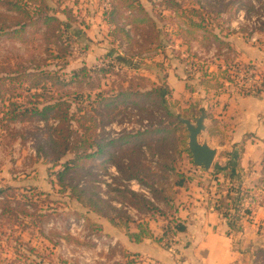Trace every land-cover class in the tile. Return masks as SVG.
<instances>
[{"label": "rangeland", "instance_id": "1", "mask_svg": "<svg viewBox=\"0 0 264 264\" xmlns=\"http://www.w3.org/2000/svg\"><path fill=\"white\" fill-rule=\"evenodd\" d=\"M6 1L11 0H0V75L10 63H22L32 73H55L59 84L38 93L46 100L69 102V114L78 121L92 119L96 141L159 131L147 135L139 148L122 145L109 149L112 162L106 157L81 161L64 180L66 184L97 195L118 225L126 217L145 223L153 213L156 220L149 222L157 236L174 205L191 208V195L203 189L201 179L204 185H212L213 198L221 194L212 177L211 182L201 177L188 182L190 190L178 193L174 205L165 206L162 197L175 196L173 183L179 175L189 177L194 167L179 145L184 140L187 149V131L177 139L169 133L182 112L194 122L199 115H191L203 109L207 129L200 140L206 137L211 145L228 146L231 151L229 145L220 147L230 131L226 107L233 98L246 95L250 87L262 90L260 84L264 85V0H137L152 19L159 40L152 43V36L144 35L149 31L145 26L131 32V44L111 35L113 28L106 22L112 6H125L122 0H45L51 14L68 26L67 36H62L58 46L46 43L44 28L19 29L18 25L29 21L28 9L30 18L36 17L39 0L27 4L15 0L23 13L10 11ZM15 29L18 35L7 34ZM124 30L130 31V27ZM117 57L127 62L121 63ZM101 69L108 73L103 75ZM121 90L132 95L125 99ZM149 91L146 98L136 94ZM7 110L8 102L0 100V112ZM56 125L55 120L33 117L0 127V188H13L12 196L24 201L21 195H27L36 204L26 206L28 216L18 215L25 228L0 216V264H124L123 230L80 205L56 180L55 174L62 170L60 163L54 164L59 150L52 149L48 140ZM73 127L81 134L76 124ZM41 142L46 146L42 150ZM72 157L68 154L61 163ZM220 159L217 156L212 163L210 176ZM131 193L154 201L158 210L135 201ZM253 195L250 198L264 206V190ZM90 223L100 230L90 228ZM252 232L247 230L234 239V252L238 253L234 264H264V230L255 236ZM164 244L174 262L181 264L185 243L181 245L175 237L156 243L162 248ZM136 264L157 263L144 259Z\"/></svg>", "mask_w": 264, "mask_h": 264}, {"label": "trees", "instance_id": "2", "mask_svg": "<svg viewBox=\"0 0 264 264\" xmlns=\"http://www.w3.org/2000/svg\"><path fill=\"white\" fill-rule=\"evenodd\" d=\"M19 1H6L8 9L14 13H23L24 9L20 7ZM31 1L33 2L37 0H25V3H31ZM39 1L40 5H36V17L31 19L28 9L25 15L28 14L27 16H29V21L24 25H18L19 29L24 30L25 27L29 26L32 28H44L42 34L46 43L58 46L60 45L62 36L66 35L68 26L51 14V9L46 5L44 2L45 0ZM122 3L125 5L122 7L123 10L119 7L112 6L110 12L107 13L106 22L113 28L111 35L117 38V40L121 41L120 38H122L123 42L131 44L133 41L132 37L130 36L131 32L135 31V29H140L143 27L145 28V26H147V30L149 31H145V34L143 32L142 33L147 35L149 38L152 36V43L158 41L159 35L157 34V29L155 28L152 19L148 16L143 6H141L137 0H122ZM126 12L129 13L126 14ZM193 25L195 24L193 23ZM126 26L130 27V31L124 30ZM19 33L20 32L16 31L15 29L7 34L18 35ZM119 36L121 37L118 38ZM215 39L217 40L216 37ZM159 46L160 43L158 47ZM117 61H120L121 63L127 62L124 58L119 57H117ZM1 72H3L4 75H0V100L3 102H8V110L5 113L4 111L0 112V114H2V117L0 118V127H6L7 123L18 120L22 121L26 118L33 117L43 121L52 119L57 122V125L51 128V134L48 136V140L52 149L59 150L57 157L54 159V164L59 165L60 163L59 166L62 167V170L55 174L56 180L59 183V186L62 188V191L68 189L71 198H74L78 203H80V205L87 207L90 212L106 219L112 227L122 229L127 239L135 244H139L146 239H152L156 243L162 244L165 238H174L186 231L185 223L175 216L176 209L174 207L171 208L172 214L169 216V220L163 218L165 224L167 225L161 228V233L159 236H154L146 223H143L139 220L134 222L129 217L125 218L123 225H118L114 217L108 215L107 211L109 207L105 204V202L99 199L97 195L87 192L86 190L78 189V187L74 184H66L64 181L66 180L67 176L75 170L77 164L81 161L92 162L93 160L106 157L107 162H112L113 154L109 153V149L120 147L122 145H132L139 148L140 145L145 142L144 138L147 135L153 136L159 131L125 134L121 135L117 139H110L106 143L96 141L93 136L95 128H93L94 123L92 119L88 121L84 120V122L78 121L79 119L77 120L74 114H69V110L71 108V104L69 102L61 98L56 100L49 98V100H46V97H43V93H38V91H42L44 93L49 92L51 88L59 84V79L55 73L49 71H38L39 73H32L30 69L28 70L27 67H24L22 63H16L15 65L10 63L8 65V69H3ZM100 73L106 75L108 72L104 69H101ZM74 76H76L75 72L73 73V77ZM260 86L262 90L255 89V91L252 89L254 88L253 86L250 87V89L245 91L246 95L244 96H256L260 94V92L264 90V85L260 84ZM17 90H19V92L15 93ZM150 93L151 91L146 93L138 92L136 94L139 97L146 98ZM131 95L132 94L127 93V91L121 90V97L128 99ZM163 95L164 94L161 93L159 94V97L162 98ZM40 97L42 98L40 99ZM181 114V116L178 115L175 117V122L172 124L170 129L169 134L174 139L179 138L178 136H180L182 132L185 131L184 126L179 122L180 117L191 121L189 116H186L183 114V112ZM202 114L205 115V111L203 109H199L194 111L191 116L195 118ZM75 124L77 129L80 130L81 134H79V131L74 129L73 126ZM179 145L182 147L181 150L190 157L184 140L181 143L180 139ZM44 147H46L45 142H41L39 145L40 150H42ZM68 154H72V159H67L61 163L62 160L66 159ZM235 160V155L233 154L231 155L228 163L224 166L215 165L214 171L211 173V177L214 181H216V185L218 186V189H220L219 192L221 193L213 199V208L223 219L227 221L230 230L234 233H238L241 227L240 220L244 217L248 218L250 216L249 209H243L241 197L245 196L249 198L250 196L247 193H243L239 186L234 184L237 183L240 178V169ZM190 162L193 164L192 159H190ZM219 176L223 178V182L221 183L218 181ZM129 178H131V176H129ZM178 178L180 179L173 183V187L181 189L187 188L189 182L188 177L179 175ZM12 189L13 188H0V216L3 217L6 215L18 225L22 224V227L25 228L26 223L20 221L18 215L25 217L28 216L26 206L30 204V206L34 207L36 204L35 202H32V200L28 198L27 195H21V198L24 199V201L18 199L14 195L12 196ZM221 189L224 190L221 191ZM35 195L39 194L35 193ZM130 196L135 201L143 202L144 204L150 206L151 209L156 210V204L154 201H146L134 193H131ZM153 199L161 200V198L158 199L157 197H154ZM162 201L166 202L167 205L165 206L170 208L171 202L173 200L171 197H162ZM12 202H14L16 205L15 207H12ZM36 212L37 217L42 218V215L39 213V211ZM240 212L243 216L240 215ZM151 214L148 215L149 219L156 220L154 214ZM89 226L93 230H100L98 225L90 223ZM131 228H133V231ZM163 249L169 250L170 248L164 244ZM261 251L262 250L260 248L258 252ZM122 258L125 260L124 264H136L140 261L142 262L137 254L124 252L122 253Z\"/></svg>", "mask_w": 264, "mask_h": 264}, {"label": "crops", "instance_id": "3", "mask_svg": "<svg viewBox=\"0 0 264 264\" xmlns=\"http://www.w3.org/2000/svg\"><path fill=\"white\" fill-rule=\"evenodd\" d=\"M226 113L230 120V125L228 123L226 125L230 131L227 132L226 141L222 142L224 145L220 143V147L229 145L232 147L231 151H228V146L226 149H222L209 142L208 144L217 149L214 160L217 156H221L216 165L224 166L228 163L231 155H235V162L240 169V178L234 184L239 186L243 193L248 195L252 193L253 195L258 190H264V91L256 96L233 98L229 106L226 107ZM211 168L206 171L194 166L193 171L189 173V182L191 183L194 179L199 181L201 177H203V181L211 182ZM192 173L198 174L200 178H197L196 175L193 177ZM200 181L199 184L203 186V189H200L199 193L191 195L189 202L193 204L190 209L174 204L178 193L188 192L191 184L188 183L185 189L173 187L176 194L172 197L171 204L175 206V216L186 226V231L175 237L178 238L181 245L185 243L184 260L181 264H234L238 259V253L234 252V239L239 235H245L247 230L253 231L254 236L258 231L264 230V206L260 203L256 204L258 202L256 199L251 206L247 197L242 196V198H246L242 202L243 208L251 206V209L249 208L250 216L241 219L240 230L238 233H234L228 227L227 221L213 208L214 190L212 185L210 183L204 185L202 179ZM218 181L223 182V178L219 176ZM145 220L153 233L154 228L149 221L154 222L155 220ZM153 235L156 236L155 233ZM122 245L125 252L137 254L141 260L147 259L157 264H176L171 258L170 251L157 246L152 239L135 244L125 236L122 238Z\"/></svg>", "mask_w": 264, "mask_h": 264}, {"label": "water", "instance_id": "4", "mask_svg": "<svg viewBox=\"0 0 264 264\" xmlns=\"http://www.w3.org/2000/svg\"><path fill=\"white\" fill-rule=\"evenodd\" d=\"M206 116L199 115L194 122L180 118L179 122L187 131V151L195 167L206 171L210 169L217 153L215 147H210L206 137L200 140V136L206 133Z\"/></svg>", "mask_w": 264, "mask_h": 264}, {"label": "built area", "instance_id": "5", "mask_svg": "<svg viewBox=\"0 0 264 264\" xmlns=\"http://www.w3.org/2000/svg\"><path fill=\"white\" fill-rule=\"evenodd\" d=\"M133 183H134V182H133ZM133 183H132V184H133ZM135 188L138 189V191H141V192H142V190L139 188V185L136 184V185H135ZM244 200H246V198H244V197L242 198V197H241V201L243 202ZM252 200H253V199H251V198L249 197V202H248V203L252 204ZM247 201H248V198H247ZM253 203H254V200H253ZM248 209H249V208H248ZM249 211H250V210H249ZM80 222H81V221H80Z\"/></svg>", "mask_w": 264, "mask_h": 264}]
</instances>
